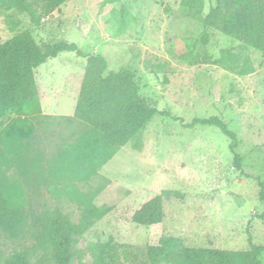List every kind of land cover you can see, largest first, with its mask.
I'll list each match as a JSON object with an SVG mask.
<instances>
[{
    "label": "rangeland",
    "instance_id": "1",
    "mask_svg": "<svg viewBox=\"0 0 264 264\" xmlns=\"http://www.w3.org/2000/svg\"><path fill=\"white\" fill-rule=\"evenodd\" d=\"M103 1L68 0L31 29L33 38L40 45L59 40L75 44L84 55L105 58L108 71L133 72L143 103L160 114L96 177L71 184L57 180L50 169L63 148L88 131L70 118L78 98L74 84L86 60L61 53L35 69L41 109L48 116L40 111L29 117L33 134L21 142L20 159L5 169L22 192L26 220L17 238L0 231V264L16 251L27 252L30 264L42 260L31 215L58 208L73 223L79 221L80 206L65 194L69 186L94 193L93 205L110 209L86 235L72 237V264H97L99 244L145 248L163 236L196 250L243 251L249 236L253 244L264 245V201L259 198L260 186L264 188V57L187 21L179 0H113L105 6ZM211 5L230 13L231 5L204 0V14ZM13 27L12 19L0 14V43L16 33ZM204 34L208 44L203 52ZM23 117L7 115L4 124ZM210 117L236 134L244 175L233 168L231 141L216 128L183 127ZM111 186L119 188V205L101 200ZM162 191L172 193L163 198V222L152 227L131 223L133 212ZM260 262L264 264V253ZM115 264L130 263L115 258Z\"/></svg>",
    "mask_w": 264,
    "mask_h": 264
},
{
    "label": "trees",
    "instance_id": "2",
    "mask_svg": "<svg viewBox=\"0 0 264 264\" xmlns=\"http://www.w3.org/2000/svg\"><path fill=\"white\" fill-rule=\"evenodd\" d=\"M67 1L0 0V14L11 18L16 30L10 39L0 43V231L11 238L19 236L26 217L22 192L18 185L10 183L5 169L12 160L20 159L21 142L29 139L34 131L29 117L41 110L35 69L61 53H74L86 60L72 119L83 122L88 131L63 148L50 169L57 180H66L71 184L97 176L98 171L122 147L138 137L160 114L143 103L133 72L126 69L108 71L105 58L84 55L75 44L63 40L42 45L35 41L31 29L38 28L45 17ZM221 2L225 6L231 5L230 13L218 5H211L203 14L204 0H181L180 5L185 8L187 17L204 29L225 35L237 41L243 49H250L264 57V0ZM112 3L113 0H105L102 4ZM207 44L208 36L204 34L200 45L203 52ZM199 56L200 52L196 57ZM203 62L206 63L205 53ZM248 74H251L250 71ZM10 114H22L24 117L4 124V118ZM195 125L214 127L231 141L229 150L233 156V168L244 175L240 158L235 152L236 134L218 117L193 119L183 127L192 128ZM260 187L259 198L264 201V188ZM65 194L81 208L77 223H73L58 208L29 217L34 229L35 247L43 254L38 264H72V237H83L110 212L109 208L99 209L93 205L94 193L86 195L69 186ZM169 194L172 193L162 191L144 203L133 213L131 223L143 227L161 224L164 220L163 198ZM97 251L94 257L97 264H115V258L130 264H261L264 245L253 244L249 236L248 248L243 251L196 250L181 247L176 238L163 236L156 245L145 248L104 243L97 245ZM2 264L30 262L27 252L16 251Z\"/></svg>",
    "mask_w": 264,
    "mask_h": 264
},
{
    "label": "crops",
    "instance_id": "3",
    "mask_svg": "<svg viewBox=\"0 0 264 264\" xmlns=\"http://www.w3.org/2000/svg\"><path fill=\"white\" fill-rule=\"evenodd\" d=\"M180 2H181V0H179V4H180ZM180 6V5H179ZM181 7V6H180ZM203 14H204V11H203ZM186 20L187 21H189L190 19L187 17L186 18ZM208 30V29H207ZM213 31V30H212ZM92 55H95V54H92ZM58 57V56H57ZM56 57V58H57ZM50 60V59H49ZM81 60H82V58H81ZM48 61V60H47ZM83 62V61H82ZM83 64L85 65V63L83 62ZM37 73L38 72H36V75H37ZM38 74H40V73H38ZM71 74H72V69H71V71L69 72V75L67 76V78L65 79V82L66 81H70V76H71ZM83 75H84V68H82V70H81V72H80V74H78V79L76 80V84H74L76 87H77V89L75 88L74 89V92H76V94L78 93L79 94V90H80V85H81V82H82V79H83ZM249 75H251L252 76V74H249ZM34 76H35V71H34ZM35 81H36V86H37V79H36V77H35ZM69 84V83H68ZM37 91H38V88H37ZM38 95H39V93H38ZM39 101H40V97H39ZM40 109H41V102H40ZM41 111V115H43V116H48V115H46L43 111H42V109L40 110ZM50 117V116H49ZM70 118H73V117H70ZM139 137H140V135H139ZM96 177V176H95ZM112 187H114V186H111V189H112V191L111 192H104L103 194L101 193V200L102 201H104V202H106V203H108V204H110V206H112L113 204V206H115V205H119L120 204V202L122 201V199L120 200L119 199V188H115V189H113ZM116 190H117V192H116ZM101 203V201L100 200H97V204H100ZM135 212V211H134ZM133 212V213H134ZM133 215V214H132ZM132 217V216H131Z\"/></svg>",
    "mask_w": 264,
    "mask_h": 264
}]
</instances>
